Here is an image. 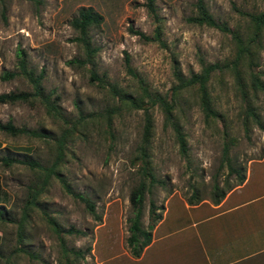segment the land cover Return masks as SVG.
Returning a JSON list of instances; mask_svg holds the SVG:
<instances>
[{"label": "rangeland", "instance_id": "rangeland-1", "mask_svg": "<svg viewBox=\"0 0 264 264\" xmlns=\"http://www.w3.org/2000/svg\"><path fill=\"white\" fill-rule=\"evenodd\" d=\"M195 1L153 0L158 18L154 21L145 0H0V93L31 89L22 75L1 78L3 71L16 70L15 49L21 47L28 67L41 74L43 93L60 113L58 117L46 112L37 99L0 102V122L8 120L23 129L13 134L0 129V156L16 159L0 162V264L203 261L201 245L190 228L175 233L184 238L173 251L170 247L163 252L155 242L131 258L135 250L140 253L143 235L129 240L135 213L129 194L141 180L138 222L150 235L156 226L190 225L187 207L213 200L218 190L223 191L220 209L246 196L264 200V30L246 45L236 71L223 68L210 73L207 90L216 116L203 115L193 87L178 95L174 113L184 134V153L158 107L151 108V130L144 140L141 109L116 107V96L109 89L110 83L135 89L140 78L148 89L168 93L176 83L174 68L188 76L199 70L201 62L231 60L235 42L229 32L187 20L196 13ZM202 2L217 22L226 23L242 38L249 30L245 12L263 8L261 0ZM81 7L100 15L86 28L88 48L76 39L79 33L71 25ZM156 23L161 43L143 40L128 29L151 35ZM125 53L134 75L125 70ZM72 57L77 60L70 64L67 60ZM78 109L86 119L65 141L58 166L69 190L51 176L35 202L24 207L42 178L39 167L28 161L51 163L53 139L68 124L63 119L76 118ZM75 193L92 202V212ZM246 208L259 209L254 203ZM260 208L251 219L237 218L226 227L228 234L235 232L251 247L261 248L247 261H264V207ZM192 211L201 222L199 232L200 227L211 222L217 226L229 217L212 219L216 214L206 205Z\"/></svg>", "mask_w": 264, "mask_h": 264}, {"label": "trees", "instance_id": "trees-1", "mask_svg": "<svg viewBox=\"0 0 264 264\" xmlns=\"http://www.w3.org/2000/svg\"><path fill=\"white\" fill-rule=\"evenodd\" d=\"M263 3V8L259 11L255 12H245L248 16V27L249 30L245 33L244 38L241 37L240 33H238L234 29H230L226 23L224 22H217L211 13L207 11L205 6L203 5L202 0H196V13L194 15H189L187 17L188 21L194 23H205L209 26L216 27L221 31L229 32L231 34L232 39L235 42V52L231 60L228 62H223L219 64L218 62H208L203 63L201 62L200 68L198 71H192L188 76H184L177 68L173 69V75L176 80V83L171 85L170 90L168 93H160L155 90H150L148 87L142 82L140 78H138V84L136 85L135 89L128 90L126 88H117L113 83L109 84V89L111 92L116 96L117 105L122 104L127 106L130 109H141L143 115V125H142V139L147 140L148 135L151 130V120H150V111L153 106H156L160 109L161 113L163 114V122L165 125H169L172 132L175 135V138L178 143V148L181 153L186 151V143L184 139L183 131L181 130L180 123L177 119V115L174 113V108L176 107V100L180 93H182L185 89L193 87L196 96L198 99V104L200 106L201 111L205 117L207 116H216L217 112L212 107L210 102V97L207 90V81L209 79L210 73L214 69H223L229 68L233 71H236V67L239 62V58L242 55L243 51L246 48V45L251 42L257 40L260 36L262 30H264V0H261ZM145 6L148 12L153 16V20L157 21V16L155 13V7L153 5V0H145ZM100 20V15L93 11L90 7L86 8H79L77 11V15L71 19V25L78 31L79 35L76 37L79 40L81 39L84 42V46L88 48L86 38L84 36L86 28L91 23H97ZM129 31L136 33L140 38L143 40H157L161 43V40L158 37V23L155 24L153 28V33L151 35H147L138 29H133L132 27H128ZM90 50L88 49V52ZM86 52V53H88ZM77 58L72 57L67 60L68 63H73L76 61ZM84 60H80L82 63ZM79 62V60H78ZM15 71L6 70L3 71L1 74V78H9L16 75L24 76L27 81L31 85L30 90L25 91H7L0 93V102H15V101H26L31 103L34 100H39L42 102L43 106L45 107V111L58 116L60 115L59 109L57 104L50 100L49 94L43 93L40 78L41 74L37 73L34 74L32 69H30L27 65V61L25 58V51L21 47H16L15 49ZM124 67L127 73L134 75L129 62H128V55L125 53L124 56ZM236 73V72H235ZM236 75V74H235ZM91 78H97L94 73L90 74ZM237 76V75H236ZM115 107V108H116ZM108 111L106 113V120H110V113ZM85 116L81 113L78 109L77 117L68 121L63 119V121L68 123L64 125L61 132L53 139L54 140V157L49 165H40L38 162L35 161H28L30 165H36L41 170L39 177L41 178V182L39 183L38 187L33 189L30 193V196L25 200L24 207L28 206V204H32L35 202L36 197L41 192L42 188L47 183L48 179L51 176L56 177L60 183L66 188V182L64 178L58 172L59 163L62 161L63 154H64V145L67 138L71 137L76 130L81 127L85 121ZM0 129L10 132V133H17L22 131L23 129L20 127L14 126L10 121L0 122ZM36 135H41L42 133H35ZM222 152H226V145H222ZM142 156L145 155V151L141 152ZM12 160H16L14 157H10L8 155L0 156V162L4 164H9ZM19 160V159H18ZM230 169H235L234 167L230 166ZM242 175L239 173V179ZM216 186V185H215ZM217 189V188H216ZM69 190V189H68ZM144 190V182L141 180L138 184L130 191L129 200L132 205L135 207V213L132 217V221L130 224L131 233L129 235V240L135 241L137 233H141L143 235V239L140 241L141 247L144 246L150 240V232L148 230H144L139 226L138 216L140 214V206L142 202V195ZM223 191L218 190L217 193L214 194V197L221 196ZM78 199L84 202L86 207L89 211H93V204L89 201V199L80 194L75 193ZM218 198H215V200ZM192 203V202H191ZM25 214V209L23 208V212L21 216L23 217ZM156 219L159 218L158 215L155 216ZM49 220V219H48ZM20 221L18 223V236L20 235ZM50 221V220H49ZM153 222L148 223V228L152 227ZM79 232L78 230H75ZM20 238V237H19ZM18 238V239H19ZM137 250H135L134 254Z\"/></svg>", "mask_w": 264, "mask_h": 264}, {"label": "crops", "instance_id": "crops-1", "mask_svg": "<svg viewBox=\"0 0 264 264\" xmlns=\"http://www.w3.org/2000/svg\"><path fill=\"white\" fill-rule=\"evenodd\" d=\"M221 197H223V194L221 196L213 197V200H207V203L200 202L199 200V202H192V204H190L192 206L187 207L188 209H191L188 212V223L190 225H184L180 228L174 229H167L163 226L154 227L150 235V240L144 246H142L139 254H130L131 258L139 257L144 249L149 248L151 244H155V242L157 243L159 249H161L163 252H166L170 247L173 251L176 245L180 244L181 240L184 238V236L175 233L183 231L186 228H190L191 230H194L195 238L202 248L201 254L203 261H197V264H264V261H247L251 259L253 255L257 254L261 248H253L250 246L251 244L249 242H244L239 239V234L234 235L235 232L233 234H228L226 231V227L228 225L236 222L235 219H251L254 214L259 213L261 209L260 207H264V200L260 201L259 198H261V196L259 195L250 197L246 196L243 197L244 199H242V202H237L239 199L237 201L232 200L231 202L234 203L233 205H225L224 208L220 209L219 206L222 203ZM215 198L218 199L215 200ZM218 202L220 203L217 204ZM251 203H254V205L259 207V209H247V205ZM202 205H206L210 209L214 210L212 214L216 215L212 219L226 214H229V217L225 219V222L217 225L218 227L213 226V222H211L209 223L210 225H206L209 229H207L206 226H203L200 227L201 230L199 232L198 225L201 222L197 220L199 218H195V213L192 210ZM236 211L238 213H236ZM205 231H207L206 234ZM171 235H173V237L169 239ZM135 262L141 261H126L125 264H133ZM154 263L175 264V261H154ZM183 263L193 264V261L190 263L188 261H183Z\"/></svg>", "mask_w": 264, "mask_h": 264}]
</instances>
